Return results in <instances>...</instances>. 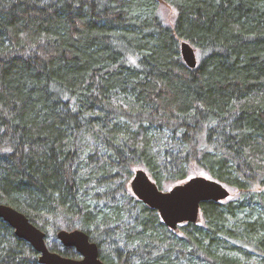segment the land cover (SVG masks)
I'll return each mask as SVG.
<instances>
[{
	"label": "trees",
	"instance_id": "16d2710c",
	"mask_svg": "<svg viewBox=\"0 0 264 264\" xmlns=\"http://www.w3.org/2000/svg\"><path fill=\"white\" fill-rule=\"evenodd\" d=\"M162 1L0 0V203L108 264H264V0ZM195 166L238 195L178 230L129 187ZM0 264H41L2 218Z\"/></svg>",
	"mask_w": 264,
	"mask_h": 264
},
{
	"label": "water",
	"instance_id": "95a60500",
	"mask_svg": "<svg viewBox=\"0 0 264 264\" xmlns=\"http://www.w3.org/2000/svg\"><path fill=\"white\" fill-rule=\"evenodd\" d=\"M181 54L189 67L198 66L196 49L189 41L181 42ZM130 188L138 199L158 210L163 222L173 230H178L183 223H199L202 202L223 201L231 195L228 186L206 175H194L169 190H163L142 167L135 170ZM0 218L14 229L17 237L32 245L39 253L41 264H108L101 259L98 244L81 229L57 232L62 245L75 248L80 255V258H72L51 250L46 243V232L15 207L0 203Z\"/></svg>",
	"mask_w": 264,
	"mask_h": 264
},
{
	"label": "rangeland",
	"instance_id": "374dc122",
	"mask_svg": "<svg viewBox=\"0 0 264 264\" xmlns=\"http://www.w3.org/2000/svg\"><path fill=\"white\" fill-rule=\"evenodd\" d=\"M159 14L166 24H168L169 26H173V24L175 22L176 15H177V11L172 5H170L167 2L160 0ZM196 53H197V56L199 57L198 50H196ZM192 175L193 176L194 175H206V176L210 177V175L206 171H204L202 169H198L196 166L193 168ZM129 187H130V183H129ZM230 190H231V196L235 197L238 195V191L231 189V188H230ZM203 220H204L203 217H201V222H203ZM46 243H47L48 247L49 246L53 247L52 245H54V247L55 246L58 247L59 245L63 246L62 243L60 242V240L58 239L57 234H55V235L48 234V238L46 239Z\"/></svg>",
	"mask_w": 264,
	"mask_h": 264
}]
</instances>
